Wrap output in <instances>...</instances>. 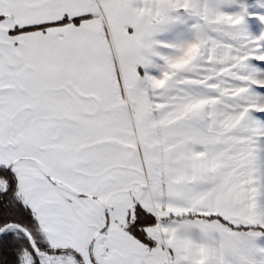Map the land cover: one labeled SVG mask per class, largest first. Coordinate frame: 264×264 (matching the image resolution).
Masks as SVG:
<instances>
[{"label": "snow or ice", "instance_id": "1", "mask_svg": "<svg viewBox=\"0 0 264 264\" xmlns=\"http://www.w3.org/2000/svg\"><path fill=\"white\" fill-rule=\"evenodd\" d=\"M0 264H264V0H0Z\"/></svg>", "mask_w": 264, "mask_h": 264}]
</instances>
